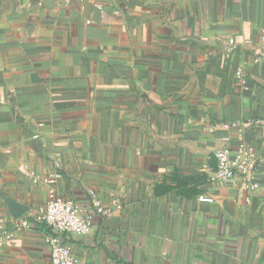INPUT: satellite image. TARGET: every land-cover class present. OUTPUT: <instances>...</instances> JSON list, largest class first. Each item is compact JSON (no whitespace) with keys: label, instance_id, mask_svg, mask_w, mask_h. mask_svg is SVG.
I'll return each mask as SVG.
<instances>
[{"label":"crops","instance_id":"obj_1","mask_svg":"<svg viewBox=\"0 0 264 264\" xmlns=\"http://www.w3.org/2000/svg\"><path fill=\"white\" fill-rule=\"evenodd\" d=\"M263 28L264 0H0V226L5 197L32 221L0 264H52L55 173L93 216L65 238L79 264H264ZM240 141L251 193L211 179Z\"/></svg>","mask_w":264,"mask_h":264},{"label":"built area","instance_id":"obj_2","mask_svg":"<svg viewBox=\"0 0 264 264\" xmlns=\"http://www.w3.org/2000/svg\"><path fill=\"white\" fill-rule=\"evenodd\" d=\"M67 3L70 0H62ZM233 44V40L229 41ZM255 61L264 62V28L260 31V45L256 53ZM261 131V144L264 145V117L257 120ZM216 169L212 180L232 182L238 178L241 187L251 193L260 187V177L257 164V156L246 142L240 141L234 151L227 148L217 149L214 153ZM33 182H38L39 175H31ZM58 173L44 179L48 184V198L45 206L40 209L37 219L46 223L52 229V233L45 235V242L50 252L52 264H79L71 245L65 240L67 236H82L90 232L93 226V216L90 212H82L78 204L71 198H63L56 192L55 182ZM201 202L212 203L210 196L198 195ZM249 200V198H246ZM116 205V208H120ZM100 214L106 210L97 208ZM31 219L23 215L13 219L10 227L0 226V246H2L18 230H26L31 227Z\"/></svg>","mask_w":264,"mask_h":264},{"label":"water","instance_id":"obj_3","mask_svg":"<svg viewBox=\"0 0 264 264\" xmlns=\"http://www.w3.org/2000/svg\"><path fill=\"white\" fill-rule=\"evenodd\" d=\"M5 204L12 219L23 216L29 209L28 205L17 202L10 197H5Z\"/></svg>","mask_w":264,"mask_h":264},{"label":"trees","instance_id":"obj_4","mask_svg":"<svg viewBox=\"0 0 264 264\" xmlns=\"http://www.w3.org/2000/svg\"><path fill=\"white\" fill-rule=\"evenodd\" d=\"M49 233H52V231H51V232H49Z\"/></svg>","mask_w":264,"mask_h":264}]
</instances>
